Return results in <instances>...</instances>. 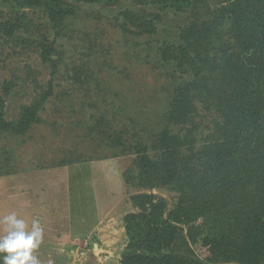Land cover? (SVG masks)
Wrapping results in <instances>:
<instances>
[{
    "label": "rangeland",
    "instance_id": "rangeland-1",
    "mask_svg": "<svg viewBox=\"0 0 264 264\" xmlns=\"http://www.w3.org/2000/svg\"><path fill=\"white\" fill-rule=\"evenodd\" d=\"M56 1L53 12L0 0V117L6 125L21 117L30 122L23 133L13 130L15 124L0 126V192L3 175L93 166L82 165L79 176L70 168L71 209L75 222L84 216L92 224L99 213L100 232L75 243L41 245L36 255L41 264H121L130 241L126 217L137 215L129 222L138 230L131 220L139 219L146 234L151 200L165 215L185 203L188 182L217 153L231 85L215 86L217 75L208 72L210 83L202 80L211 94L199 100L204 93L190 89L196 70L207 73L204 69L212 66L197 63L191 52L183 58L178 53L183 42L176 50L172 46L191 23L206 22L215 30L219 26L220 49L232 55L236 41L230 20L221 13L213 16L226 0H189L171 8L159 0ZM138 15L151 22V31L137 29L131 17ZM178 89L189 94L188 114L181 121L170 114ZM163 132L173 143L165 142ZM169 148L176 153L171 171L162 157ZM146 157L156 159L159 172L145 174ZM81 207L87 213L80 214ZM206 224L199 219L192 237L181 225L182 234L166 254L183 255L189 264H240V242L206 240ZM69 230L78 231L76 224Z\"/></svg>",
    "mask_w": 264,
    "mask_h": 264
},
{
    "label": "trees",
    "instance_id": "trees-1",
    "mask_svg": "<svg viewBox=\"0 0 264 264\" xmlns=\"http://www.w3.org/2000/svg\"><path fill=\"white\" fill-rule=\"evenodd\" d=\"M159 1L163 7L170 8L183 7L189 3V0ZM19 4L41 5L54 12L57 1L19 0ZM218 13L228 16L229 31L236 41V51L230 57L225 54L226 49H220L223 43L222 31L217 24L215 30L212 24L203 22L199 27V23L193 22L181 32L178 45L172 46L176 50L183 42L184 47H180L178 52L183 58L188 56L187 52H191L197 63L200 61L212 66V69L203 68L207 73L196 70L199 74L190 89L204 93L199 100L204 101V95L211 94L204 82L210 83L208 72L215 73V77L217 75L215 86L223 83L231 85L232 95L229 98L225 96L224 100L226 109L222 110V135L216 142L217 153L209 158L202 174L194 179L195 182H188L186 189L190 193L185 203L165 215L151 200L146 234L137 223L139 219L133 217L131 220L139 231L134 230L129 222L130 217L137 215L126 217L130 241L121 264H189L183 255L166 254L165 248L182 234L181 225L188 228V234L192 237L190 231L196 227L199 219L208 225L202 231L206 240L220 242L227 238L228 242H240V264H264V0H226V4L217 13L214 12L213 16L218 17ZM132 14L135 12L127 11L126 15ZM131 19L138 23L137 29L142 32L151 31V22L148 20L139 15ZM188 96L178 89L171 100L170 114L180 121L188 114ZM30 115L33 118L34 114ZM21 118L14 123L13 130L16 133H23L30 125L29 121ZM7 125L0 117V126ZM162 134L165 142L173 143L172 137L165 132ZM175 155V151L170 148L162 155L164 163L169 160L165 165L169 163L170 171L175 168ZM148 158L141 167L145 174L153 170L159 172L160 165L156 159L153 161L150 158L151 161ZM232 229L237 230V235L231 232ZM141 242L143 245L137 246Z\"/></svg>",
    "mask_w": 264,
    "mask_h": 264
},
{
    "label": "crops",
    "instance_id": "crops-1",
    "mask_svg": "<svg viewBox=\"0 0 264 264\" xmlns=\"http://www.w3.org/2000/svg\"><path fill=\"white\" fill-rule=\"evenodd\" d=\"M82 165H88L90 169L93 167L83 163L70 166V168L74 169L79 176ZM70 168L67 164L35 168L18 175H3L1 179L3 187L0 192V210L2 211L0 219L5 215L16 213L19 218L25 220L29 227L33 220H38L44 229L42 245L75 243L83 237L86 238L90 234L100 232L102 222L98 219L99 213L96 215V212L91 218L92 224H89L90 219L84 216H80L77 222L72 218ZM94 191L92 195L95 204ZM83 208H80V214L83 211L86 212ZM75 224L78 231H70L69 228H74Z\"/></svg>",
    "mask_w": 264,
    "mask_h": 264
},
{
    "label": "clouds",
    "instance_id": "clouds-1",
    "mask_svg": "<svg viewBox=\"0 0 264 264\" xmlns=\"http://www.w3.org/2000/svg\"><path fill=\"white\" fill-rule=\"evenodd\" d=\"M3 236H0V254L3 264H41L38 253L44 240V229L38 220L31 225L19 218L16 213L0 219Z\"/></svg>",
    "mask_w": 264,
    "mask_h": 264
}]
</instances>
